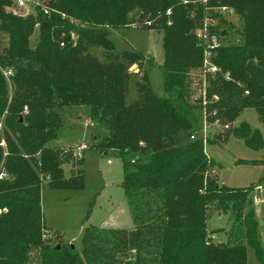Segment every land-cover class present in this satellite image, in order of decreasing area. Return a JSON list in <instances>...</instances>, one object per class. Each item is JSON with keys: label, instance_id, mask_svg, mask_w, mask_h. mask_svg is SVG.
<instances>
[{"label": "trees", "instance_id": "obj_1", "mask_svg": "<svg viewBox=\"0 0 264 264\" xmlns=\"http://www.w3.org/2000/svg\"><path fill=\"white\" fill-rule=\"evenodd\" d=\"M13 2L0 0V29L9 35L0 53V264H249V249L264 264L257 211L249 207L256 185L220 183L213 169L222 165L207 155L202 138L191 139L194 111L203 108L209 122L229 125L220 135L224 143L234 134L264 149L261 130L245 121L234 127L248 108L264 125V0H41L34 20L10 11ZM219 6L242 15V39L221 43L212 57L217 70L207 74L198 31ZM135 21L163 32V97L144 71L145 52L118 51L111 38L113 28ZM92 47L104 49L105 59ZM202 73L204 88L195 84ZM135 78L136 97L129 100ZM81 105L106 131L92 146L123 157L122 186L135 225H87L78 251L43 238L42 191L85 186L84 157L51 144L63 109ZM64 156L72 160L69 175ZM214 209L231 212L226 241L208 231Z\"/></svg>", "mask_w": 264, "mask_h": 264}, {"label": "rangeland", "instance_id": "obj_2", "mask_svg": "<svg viewBox=\"0 0 264 264\" xmlns=\"http://www.w3.org/2000/svg\"><path fill=\"white\" fill-rule=\"evenodd\" d=\"M40 2L41 0H26V5L20 8L13 2L8 9L17 15L26 16L27 11L35 15L36 5ZM209 11L214 14L205 19L209 37L217 39L222 44L239 43L242 39L240 32L244 25L242 15L236 11L233 15H226L218 7H212ZM38 25L30 36L31 47L36 44L39 38ZM111 32V38L118 51L142 50L145 52L144 71L149 76L155 94L161 97L165 96L164 71L159 66L165 60L162 46L163 32L146 30L136 21L127 28H113ZM225 32L227 34H222ZM7 46H9V35L0 29V53ZM90 51L99 58L105 59L104 49L101 47H92ZM131 69L137 70V66L134 65ZM10 70H12L11 66L2 68L8 80L11 75H7V72ZM213 72L207 70V74ZM196 77H199L200 81L195 84L204 88L207 83V75L202 73ZM136 80L137 78L131 84L129 100L136 97ZM194 112L198 122L194 133L198 138L204 140L207 155L222 165L213 169V173H217L220 183L242 188L262 185L260 196L264 199V149H253L234 134H231L229 140L224 143L220 135H223L225 128L221 125L211 126L203 108L196 109ZM62 119L63 125L59 137L51 144L72 148L70 151L79 158L82 157L78 155L79 147L88 144V147L82 150L85 186L81 190L53 188L48 185L43 188L42 206L45 223L48 226V232L45 231L43 238L48 240L51 245H59L60 242L72 243L80 251L84 227L87 225L130 229L135 224L122 186L125 174L123 157L114 153L102 155L97 147L92 146L106 134L103 125L92 120L89 108L82 105L66 106L62 111ZM244 120L252 128L261 130L264 136V125L256 109L244 110L234 127L239 126ZM187 139V135L184 134L183 142ZM127 158L133 162L136 155L131 153ZM64 159L63 167L66 174L69 175L72 170V160L65 156ZM254 160H259V162L254 163ZM254 194L253 190L250 195L249 207L257 211L264 246V203L256 207L251 202ZM231 217L230 211L213 210L208 220V231L212 236H216L213 238L216 242L227 240L228 231L232 225ZM55 230L60 233L54 234ZM248 263L259 264L252 249H249L248 252Z\"/></svg>", "mask_w": 264, "mask_h": 264}, {"label": "built area", "instance_id": "obj_3", "mask_svg": "<svg viewBox=\"0 0 264 264\" xmlns=\"http://www.w3.org/2000/svg\"><path fill=\"white\" fill-rule=\"evenodd\" d=\"M46 1H49V0H46ZM15 2V5L17 7H22V6H25L26 5V0H14ZM218 9L226 14V15H233L235 14V10L233 7H230V6H219ZM45 12L48 13L49 10L48 8H45ZM26 15H29V11H27L25 13ZM198 37L200 39V45L202 46L203 48V51H204V62H205V66L208 68V70L210 71H216L217 70V67L215 65H213L212 63V57L215 53V49L221 44L217 39H214V38H211L209 37L208 33H207V25H205L204 29L203 30H199L198 31ZM12 74V71H8L7 72V75H11ZM209 124L211 126H214V125H220L218 120L214 121V122H209ZM224 128H228L229 125H225L223 126ZM197 138V135L195 133H193L191 135V139H196ZM88 147V144H84L82 146L79 147V153L78 155L79 156H83V153H82V150L86 149ZM134 162V161H133ZM1 176H5V173H2ZM263 189L262 185H256V187L254 188V191H255V194L252 195V201H253V204L257 207L261 204L264 203V199L260 196V192L261 190ZM213 238H216L215 235L212 236Z\"/></svg>", "mask_w": 264, "mask_h": 264}, {"label": "water", "instance_id": "obj_4", "mask_svg": "<svg viewBox=\"0 0 264 264\" xmlns=\"http://www.w3.org/2000/svg\"><path fill=\"white\" fill-rule=\"evenodd\" d=\"M28 19H30V20H34V19H35V15H34V14H32V13H31V14H29V15H28ZM74 38H75V39H77V36H75ZM57 247L59 248V247H60V245H58ZM72 247L74 248V247H75V245H74V244H72Z\"/></svg>", "mask_w": 264, "mask_h": 264}, {"label": "crops", "instance_id": "obj_5", "mask_svg": "<svg viewBox=\"0 0 264 264\" xmlns=\"http://www.w3.org/2000/svg\"><path fill=\"white\" fill-rule=\"evenodd\" d=\"M29 13L31 14L32 12L29 11ZM244 121H246V120H244ZM236 122H237V120L235 121V124H236ZM44 215H45V214H44ZM45 222H46V221H45ZM46 225H47V224H46ZM47 227H48V226H47Z\"/></svg>", "mask_w": 264, "mask_h": 264}]
</instances>
